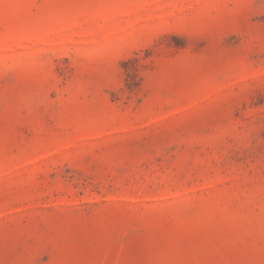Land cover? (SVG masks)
Instances as JSON below:
<instances>
[{"label": "rangeland", "instance_id": "374dc122", "mask_svg": "<svg viewBox=\"0 0 264 264\" xmlns=\"http://www.w3.org/2000/svg\"><path fill=\"white\" fill-rule=\"evenodd\" d=\"M0 264H264V0H0Z\"/></svg>", "mask_w": 264, "mask_h": 264}]
</instances>
